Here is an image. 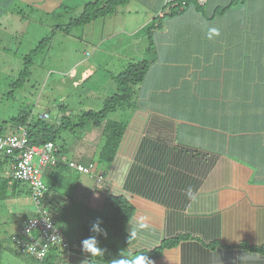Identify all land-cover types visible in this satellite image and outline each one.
Listing matches in <instances>:
<instances>
[{"label": "crops", "instance_id": "1", "mask_svg": "<svg viewBox=\"0 0 264 264\" xmlns=\"http://www.w3.org/2000/svg\"><path fill=\"white\" fill-rule=\"evenodd\" d=\"M168 1L136 0L147 13L144 24ZM202 2L204 13L190 6L179 16L166 19L163 27L154 32L155 55L152 54L145 82L158 88L148 89L155 101L138 98V106L128 117L111 166L102 170L99 165L96 167L95 175L103 174L100 179L103 184L93 187L92 199L74 207V198L63 191L64 187L80 182L83 174L73 169L67 167L60 172V180L50 170L46 173L47 180L43 178L47 184L55 183L46 201L61 206L62 201L71 199L67 206L64 204V214L57 215L58 228L68 239L81 243L84 236L92 234L89 229L103 214V198L108 186L111 192L130 197L135 213L128 231L136 233L134 243L124 245L115 235L112 237L104 223L101 227L107 230L108 237L98 238L100 247L109 251V255L134 256L142 249L150 250L159 245L165 237L188 233L190 237L164 249L160 257L150 258L152 264H264V251L260 250L264 248V0H246L213 18L209 16L216 7L231 0H200ZM133 4H128V12H138ZM207 26L217 27L220 35L208 39ZM125 30L129 34L135 32V29ZM193 48L197 55L190 58L188 54ZM233 75L250 86L251 104L245 107L214 104L213 99L222 101L227 97L220 92L214 94L213 84L223 83ZM180 86L182 91L191 89L192 95L176 94ZM172 93L175 103L190 100L187 124L182 122L183 113L179 115L176 107L174 110L165 107L166 113L161 112ZM194 100H199L198 104L204 102L206 107L198 112L193 109ZM245 115H248L245 120L238 121ZM164 116L175 118L170 132L161 123ZM11 125L5 133L15 131L14 124ZM98 129L87 127L79 143L81 139L77 137L70 146V158L67 148L61 154L67 160L95 161L100 148ZM88 135L92 139L85 142L84 137ZM80 143L85 144L79 146ZM181 147L187 148L184 165L177 154ZM2 152L0 212L18 214L15 225L20 230L24 221L37 215V206L27 184H13L10 173L14 157ZM194 162L199 166L203 164L202 173L195 170ZM190 164L193 170L188 168ZM96 210L99 215L95 214ZM16 235L12 234L11 242L5 245L7 239L0 237V251L6 247L20 254L16 247H11ZM23 257L24 264H32L30 256ZM85 260L106 264L99 256L95 258L82 251L66 257L67 264H84ZM15 264L23 263L16 259Z\"/></svg>", "mask_w": 264, "mask_h": 264}, {"label": "rangeland", "instance_id": "2", "mask_svg": "<svg viewBox=\"0 0 264 264\" xmlns=\"http://www.w3.org/2000/svg\"><path fill=\"white\" fill-rule=\"evenodd\" d=\"M47 1L50 0L42 3L35 0H0V129L4 131L10 130L13 124L10 119L21 114L28 115L29 120L43 117L47 123L57 124L63 115L60 113L61 107L68 111L67 114L71 115L73 122H77L82 112L102 109L105 100L116 93L117 84L113 77L129 63L153 58L148 51L150 42L147 25L143 19L147 13L141 4L135 3L136 0L130 2L134 3L131 6L137 8L138 12H128L129 6L126 5L118 12L99 17L87 25H75L69 32L64 30L67 24L81 12L85 2L92 0ZM125 28L135 29V32L129 34ZM43 39L45 41L40 50L31 58L30 76L25 78L20 86H14L24 67V57ZM188 55L190 58L196 57L195 48ZM153 88L158 90L151 83L142 82L136 87V96L154 102L155 98L149 92ZM182 92H187L189 97L192 95L191 89L182 91L181 86L180 92L175 93ZM174 97L172 93L161 112L166 113L165 107H170L171 110L176 107L179 115L187 113L190 100L175 103ZM137 106L136 101L134 105L122 103L108 113L107 120L126 122ZM45 113H48L49 117H45ZM96 131L100 135L98 142L101 148L105 141L103 130L99 128ZM81 134V130L76 128L61 130L59 145L67 148L69 158L70 146L77 137L81 139ZM91 139L90 135L84 137L85 142ZM82 140H78V143ZM82 144L85 143H80L79 146ZM38 156L36 153L34 160H37ZM96 156L98 157V154ZM99 169L102 170L103 167ZM95 177L85 173L80 176L79 183L63 188L70 198H74V207H80L81 201L86 203L87 199H92L90 192L96 184L102 186L103 182L97 181ZM70 200L62 201L61 206H67ZM63 211L65 210L60 209L61 214H64ZM94 212L96 215L100 214L97 210ZM17 215L8 211L0 212V237L7 239L4 245L10 243L12 234L16 235L20 231L15 225ZM99 218L103 220L101 226L105 223L110 230L108 232L114 237L103 214ZM16 246L17 243L13 240L11 247ZM108 252L105 251L104 256H108ZM0 255H3L0 264H15L16 259L24 264L25 258L15 250L8 251L4 247Z\"/></svg>", "mask_w": 264, "mask_h": 264}, {"label": "trees", "instance_id": "3", "mask_svg": "<svg viewBox=\"0 0 264 264\" xmlns=\"http://www.w3.org/2000/svg\"><path fill=\"white\" fill-rule=\"evenodd\" d=\"M12 1V0H11ZM131 0H92L89 2H85L83 9L81 12L73 17L70 21V23L67 24V27L64 29L66 32H69L71 28L75 25H87L91 23L93 20H96L99 17H105L110 14H114L118 12L123 6H128ZM246 0H231L230 3L225 5H218L216 9L214 10L213 14L209 16V18H213L216 15L223 13L228 8L235 4H241L245 2ZM202 5L204 3H200V0H169L164 8L156 12L154 15V18L150 20L147 25V36L148 40L150 42L148 51L151 54L155 55V40H154V32L158 28H162L164 25V21L166 19L173 18L175 16H179L181 13L187 10L190 6H193L204 13V8H202ZM45 41L43 39L39 45L33 49L28 55L24 57V67L21 69L19 73L18 80L14 83V86H20L23 81H25V78L30 76L31 70H30V63L31 58L34 54L40 50V47L42 46V43ZM153 60H140L137 62H131L129 63L116 77L114 78L115 83L117 84V90L116 93L112 96L108 97L101 110L95 111V110H87L82 112L77 122H73L71 120V115L67 114L66 109H62L60 113H63L61 115V118L59 119V122L57 124H51L47 123L43 117H38L37 119H28V115L21 114L19 116H16L15 118L10 119V121L15 126V131L9 132V133H16L19 129L18 127L20 125H26L27 127V136H28V143L29 145H43L48 141L54 142L58 146L59 153L64 150V146L60 143V132L64 128H76L81 130V132H85L87 126L90 127H98L102 128V134L105 138L103 146L100 148L98 152V158L95 160L97 161L95 163L94 160L89 161L94 163V174L97 171L96 167L99 165L100 167H106L111 166L110 163L114 159V157L117 154L121 139L123 137L124 131L127 126V121H121V120H114L110 121L107 120V115L110 111L115 110L116 107L121 105L122 103H129L130 105H134L135 101L137 102L138 97L137 95V89L142 82H145L146 75L149 71L150 64ZM238 79L236 75H233L232 77H227L223 83H216L213 84V87L215 91L214 94H218L219 92L222 93V95L226 96L227 99L220 100L219 98L213 99L212 101L214 104L223 103V107H231V106H239V107H245L247 105H250L251 101L248 96V92L250 91V86H247L245 83H241L236 81ZM220 89V90H219ZM212 91V92H213ZM248 97V98H247ZM134 100V101H133ZM203 101V100H202ZM212 102V103H213ZM138 103V102H137ZM195 106L193 109L199 111H202L206 106L204 102L202 104H198L199 100L193 101ZM207 103V102H206ZM250 103V104H249ZM59 107V108H60ZM182 120L183 123L187 124V113H183ZM181 116V117H182ZM248 116V115H247ZM246 115L241 117L243 121L247 117ZM45 117H49L45 116ZM162 125L165 126L168 132H170L173 127L175 126V118L172 116H164L162 120ZM242 123V122H240ZM13 126V125H11ZM9 133H5L3 129H0V134L6 135ZM60 139V140H59ZM159 150L163 151L166 150L164 148H159ZM167 151V150H166ZM177 154L181 156V163L186 162L187 160L185 157L188 156L185 151H187V148L181 147L177 150ZM185 153V155H184ZM198 157L196 158V160ZM183 160V161H182ZM195 160V162H196ZM200 161V158L197 160ZM81 162V161H80ZM193 163L195 166V170L202 173V165L199 166L198 163ZM185 163H182L184 165ZM193 165H188V168L190 170H193ZM68 168L72 169L68 163L61 162L60 160H57L56 163L52 164L50 163L45 167L43 178L46 177V173L48 170L53 171L52 174H54V177L60 180V172H64ZM74 170V169H73ZM77 173L85 174L81 171L74 170ZM57 172V173H56ZM92 175V174H91ZM96 176V175H95ZM10 178L14 180L15 182L13 184L19 185V184H29L26 181L15 179L12 174L10 173ZM99 180V179H98ZM46 181H44L45 183ZM54 184H47L45 183L46 190L44 192V197L42 198L40 202V206H42V209H45L47 212L48 218L53 222L55 226L58 227L57 220L58 214L60 212V209L63 210L65 206H60L59 204L53 202L51 203V200L46 201L45 197L49 193L50 190H53ZM30 187V186H29ZM108 191L105 192L104 198H103V216L105 218L106 223H108L110 229L113 231L116 238H119L124 245L133 244L134 243V237L131 236V234L128 231V225L130 224V220L134 216L135 208L133 204L131 203L130 197L120 193V192H111L112 190L109 189L107 186ZM31 191V188H30ZM45 200V203H44ZM37 206V216L40 215V208ZM105 214V215H104ZM33 217V218H35ZM32 219V218H31ZM29 219L24 221L21 225L20 234H17L16 237H20L22 235V228L27 223ZM33 231H36L34 234ZM32 233L34 236H38L39 230L35 229ZM89 235V234H88ZM87 235V236H88ZM65 239L71 243L75 242V240L68 239L66 234L64 233ZM190 237V234H177L172 237H165L161 243L154 248L150 250L142 249V251L135 253V255H123L124 257H135L136 255H146L149 259L160 257L163 254L164 249L166 248H172L176 246L181 240L186 239ZM86 238V236L83 237V239ZM10 238V242H11ZM80 241V240H79ZM76 240V242L80 243ZM20 248V251H19ZM17 251L23 255L30 256L32 258V264H67L66 257L70 254L74 253L71 252V250H74V247L71 246L70 249L67 247H61V246H55L54 244H51L47 250V253L45 255V258L43 261L39 259L37 256L30 255L29 252L23 250L21 247H19ZM261 251H264V248L260 249ZM120 256L119 253H113L109 255L108 257H102V261L106 264H111L112 260L115 258H118ZM97 258V256L95 257ZM94 260H91L89 264H93Z\"/></svg>", "mask_w": 264, "mask_h": 264}, {"label": "built area", "instance_id": "4", "mask_svg": "<svg viewBox=\"0 0 264 264\" xmlns=\"http://www.w3.org/2000/svg\"><path fill=\"white\" fill-rule=\"evenodd\" d=\"M44 116H48L45 113ZM16 133L6 135L0 134V150H3L14 157L12 176L15 179L26 181L31 188V196L36 205L40 208V215L29 219L22 228V236L18 237V245L25 251L44 260L47 250L51 244H61L68 249L76 246V242L71 243L65 239L61 230L48 218L45 209H42L40 202L46 190L43 181L45 167L57 160L66 162L69 166L83 173L94 174V163H84L75 160H67L66 157L57 152L58 146L48 141L43 145H29L26 125H20ZM38 154V159L34 160V155ZM100 180L101 173L96 174ZM38 229L39 235L34 236L32 231Z\"/></svg>", "mask_w": 264, "mask_h": 264}, {"label": "clouds", "instance_id": "5", "mask_svg": "<svg viewBox=\"0 0 264 264\" xmlns=\"http://www.w3.org/2000/svg\"><path fill=\"white\" fill-rule=\"evenodd\" d=\"M205 35L208 39L211 40L219 36L220 31L215 26H207ZM102 224H103V220L100 218H97V220L91 224L90 229H89V232L92 234L84 238L81 241V243H78L75 241L77 245L73 246L74 250H71V252L82 251L83 253H90L92 257L104 255L105 249L100 247V240L98 237L103 236L105 239H107L108 232L105 228L101 227ZM141 227H144V225H141ZM61 232L64 235V232L62 230ZM131 236L135 237L136 233L131 232ZM14 242L17 243V240H14ZM54 245L64 247L61 244H54ZM19 247L20 246L17 243L16 248L18 249ZM29 254L32 255L31 253ZM84 264H89V262L85 260ZM111 264H152V261L146 255H143V254L136 255L135 257L129 258V257H124L123 253H121L118 258H115L112 260Z\"/></svg>", "mask_w": 264, "mask_h": 264}]
</instances>
